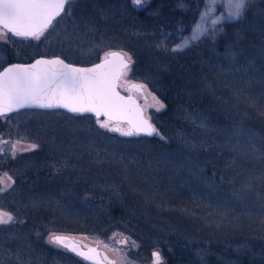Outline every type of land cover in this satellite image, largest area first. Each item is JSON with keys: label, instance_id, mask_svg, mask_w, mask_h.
I'll use <instances>...</instances> for the list:
<instances>
[{"label": "trees", "instance_id": "1", "mask_svg": "<svg viewBox=\"0 0 264 264\" xmlns=\"http://www.w3.org/2000/svg\"><path fill=\"white\" fill-rule=\"evenodd\" d=\"M79 12L95 22L92 42H107L102 51L124 48L133 55L132 77L147 83L166 104L151 112L165 138L128 135L119 137L117 144L106 138L104 143L114 157L108 159L106 150L96 157L94 150L88 149L75 169L49 164V151L33 150L30 168L22 166L15 173L23 194L13 190L4 199L17 220L0 227V264H93L45 240L50 225L66 222L59 229L80 232L77 224L83 223L79 215L74 225L68 217L76 215L75 207L98 216L92 218L97 231H102L101 227L107 232L126 231L139 242L137 255L152 256L156 243L143 225L159 226L164 220L157 216L158 210L148 198L153 192L147 186L156 187L180 166L200 169L213 199L235 202L231 210L240 221L234 228L223 229L221 224L213 230L219 238L207 236L209 247H204V257H199L200 243L188 242L180 235L193 237L195 230L206 235L199 230L204 224L178 210L163 209L160 213L178 229L186 223L195 229L192 234L179 229L182 234L170 237V243H158L164 264H264V0L254 2L239 20L225 22L214 40L204 38L180 51L172 49L197 19L192 5L179 0H148L135 7L132 0H84ZM66 53L61 50L56 55L74 62ZM17 61L13 56L8 62ZM63 112L74 119L93 115ZM239 131H253L263 158L242 159L236 139ZM121 153L126 158L136 155L132 162L145 170H136L134 163H116L115 155ZM241 160L244 168L236 175ZM248 170L252 175L257 170L260 181L254 183L248 176L254 184L237 191L234 186L242 185ZM232 188L235 195L229 190ZM82 196L91 206L82 205ZM246 212L250 213V228H245L242 220ZM216 254L221 255L219 259Z\"/></svg>", "mask_w": 264, "mask_h": 264}, {"label": "rangeland", "instance_id": "2", "mask_svg": "<svg viewBox=\"0 0 264 264\" xmlns=\"http://www.w3.org/2000/svg\"><path fill=\"white\" fill-rule=\"evenodd\" d=\"M257 1L258 0H247V7L245 11ZM83 2L84 0H73V4L71 5L70 9L69 7L66 8L62 16L54 22L53 27L50 28L40 40L14 37L10 33L8 34L7 40H0V69L5 66L13 56L18 61H25L40 55L53 56L63 50L65 53L67 52L66 56L71 58L72 61H77L79 64L83 65L96 62L97 60L103 58L106 53L115 49H120L131 56L132 62L129 66V69L126 70V72H124L122 75L119 88H121L127 94L129 93L130 88L128 86L130 84H137L141 82L146 86L144 87V92L140 93L134 90L133 91L134 94L140 98L146 113L152 117L151 112L153 110L158 111V109H164L166 107L165 102L150 89L148 84L132 77L131 73L134 58L128 50L124 48H109L102 51L101 48H103L107 42H92V39H95L94 34H96V28L94 27L95 22L79 12L80 4H83ZM147 2L148 0H145L143 5H145ZM179 2L184 5H192V7L196 9L197 19L192 22L191 27L186 33L181 34L182 36L189 37L192 32L193 24L200 18L201 13L205 10V0H179ZM223 2L224 0H217L218 7L211 14V18L214 19L216 16L221 15V13H224L225 16L227 15L226 9L222 6H219L222 5ZM227 21L234 20L224 19L221 23L215 26L218 29L216 31L212 30L213 26L210 23H206L205 27L208 29V34L202 36L199 40L194 41L191 44L198 43V41L200 42L204 38H210L214 40L215 37H217L218 34L222 32L223 25ZM103 35L104 34H101V36ZM226 70H230V68H227ZM230 73L231 72H229V74ZM230 75L234 76L233 72ZM231 76H229L230 79ZM153 97H155V100ZM156 101H159L164 105V107L159 108V105L156 103ZM101 121H107L109 123V128H102L99 123ZM116 127H119L123 130H127L129 128L126 123H120L118 121L113 122L108 119L106 120V118H99L94 115H88L81 119H74L73 117L67 115L66 112H63L62 109H57V112H33L21 110L11 113V115L8 114L7 117H0V158L1 160L13 158V156L26 151H21V149L30 150V145L35 144L37 147L32 149V151H49L51 155L49 157L51 158V161H47L49 164H57L56 167L62 164L65 166L67 165L68 168L71 167L72 169H75L76 165H80V162H78V160H80V155L83 156L84 154H87L88 149H91L92 151L94 150L93 152L96 153L94 156L96 157L101 155L102 152H104L103 150H106L105 154L108 159L114 157V154H112V156L109 154L111 151L107 150L108 148L107 145H105L104 140L109 138V140H114L115 143H118L119 137L128 136L123 135L119 131L111 130L112 128ZM156 135L165 138L164 135L160 133L159 129ZM236 139L239 140L238 144L240 145L239 148L242 152L240 153L242 159H244L243 156H249V160L255 159L257 161L258 159L263 158L261 154L262 151L259 152V149H256L257 145L253 131H239ZM13 146H15V149ZM121 155H123V157ZM121 155H115V158L117 159L116 163L120 162V164L124 165L134 163L132 161H134L136 155L127 158L126 155L124 156L122 153ZM96 157H93L92 159ZM102 159L104 158L102 157L99 160ZM99 160L98 163H102V161ZM243 161L244 160H241V163L238 161L239 164L236 166V175L242 172L241 168H244ZM133 165L135 166L136 170L138 169L142 171L144 169H142L141 164L136 165L134 163ZM5 169L6 168L2 167L0 169V178L3 179V182L0 183V187H4L5 190H7V185L12 186L14 180L12 172H6ZM200 171V169L180 166V168L178 167V170L175 174L169 175L167 179L158 183L156 187H152L150 189L148 188L149 185L147 186V190H151L150 192H153V194L150 193L148 198L153 202L152 204L156 206L158 210L157 216H160V218L164 220L161 221V223H168L167 225L166 223H160L159 226H155V224H149L150 226L146 224L143 225L145 229H149L148 237H151L153 240L152 242L156 243L155 247H153L156 249L154 252L158 251L160 253V249L157 246L159 242H163L164 244L170 243V237L178 235V233L182 234L178 231L179 229L183 230V233L186 231V233L190 232L191 234L195 230H192V226L190 227L187 223L186 225H182V228L179 226L178 229L174 223L169 221L170 219L166 218L167 215L160 213L163 211V209L178 210V212H182L183 214H186L195 220L197 219L196 222H201V224H204L202 225V229L199 230L206 232V235L198 233L199 231L197 230H195L193 237L180 235L181 238L188 242L200 243L198 244L200 245V248L197 249L199 257H202V254L204 257V253L201 254V250L203 251L204 247H207L206 249L209 247L206 245L209 244L206 240L207 236L212 235L217 239L219 238L217 231L213 232V230H217L218 226L222 227V225L223 229H227V227L232 228L231 226L234 228L238 225L240 218L238 217V214H235L231 210L232 208L236 207V205H234L235 202H226L213 199L212 194L209 192L211 190H208L209 187L207 179H205V176ZM256 171L257 170H255L254 175H252L253 173H249L248 170L247 176H245L244 180L242 178L240 181L243 182L242 185H236L234 188H236L237 191L238 189L243 190L246 187H251L256 181H260L261 178H259V176L261 174ZM5 174H7V176H5ZM233 176L235 177V175ZM248 176L254 178L255 181L253 184L252 179L248 180ZM7 177H11V180H8ZM210 185L212 186V184ZM229 190L234 191L233 194L235 195V189L232 188ZM81 200L82 205H86L87 207L91 206V203L89 204V201L87 202L85 196H82ZM172 204H174V206ZM176 204L178 206H175ZM0 209L12 213L10 208L7 209V207L0 206ZM147 212H151V210ZM229 212L232 214L228 218V215H230ZM75 213V216L68 215V217L70 218L69 220L72 222V225H74L75 221L78 223L76 218L79 215L80 219H82L80 220V223H83L82 225L77 224V226L81 228L80 232L59 229L60 225L63 226L64 224H68L63 219V222L65 223L60 224L59 226L54 224L55 226L50 225L48 227L49 231L45 237L47 243L56 245L49 242V237L59 233H67L83 241V243L86 245H94L100 248L105 257L108 260L111 259L113 261V264H153V257L151 255L148 257H143L139 254H136L139 242L132 236V234L123 230H112L107 232L102 227V231H97L96 228H94V226H97V224H94V220L98 216H96L93 211H91V215H87V211L82 212L80 209H78V207H75ZM92 218H94V220ZM242 220H244L245 228L251 227L252 223L250 221L249 212L245 213ZM82 221H87V223L85 224V222ZM5 226L9 225H0V227ZM238 232L236 233L237 235L239 234ZM125 240L127 243L123 242ZM202 244L205 246H201ZM232 246L234 248V244ZM160 255L162 254L160 253ZM216 255V258L218 259L221 256L220 254ZM162 260H164L163 257ZM229 261L232 262V258Z\"/></svg>", "mask_w": 264, "mask_h": 264}, {"label": "snow or ice", "instance_id": "3", "mask_svg": "<svg viewBox=\"0 0 264 264\" xmlns=\"http://www.w3.org/2000/svg\"><path fill=\"white\" fill-rule=\"evenodd\" d=\"M145 0H132L134 6H142ZM73 0H0V40H7L10 33L14 37L32 38L40 40L53 27L54 22L66 7H71ZM224 13L211 18V14L218 7L217 0H205V10L193 24L189 37L181 36L180 42L172 51H180L192 42L208 34L206 23L215 26L224 19H240L247 7V0H224ZM70 14V11H69ZM111 57L112 59H109ZM114 62H118V70H114ZM131 63V56L127 53H106L104 60L92 68H77L66 64L59 57L45 60L38 59L31 65H11L0 72V117H7L9 113L25 107L67 108L73 113H95L97 117L103 113L111 120L119 118L132 111L129 101L116 91V81L120 72H126ZM138 87H146L139 85ZM155 100V97H153ZM159 108L164 105L156 101ZM159 110V109H158ZM130 127L123 130L112 128L123 135L146 133L152 135L157 132L150 120L136 113L134 119L128 121ZM102 128H109L107 121L99 122ZM15 149V146H13ZM37 145H30L35 149ZM27 149H21L24 151ZM7 176V174H5ZM11 180V177H7ZM3 179L0 178V183ZM11 185H7L10 187ZM0 187V192L4 191ZM16 221L15 216L0 209V225H9ZM49 242L75 252L84 259H93V249L88 253L79 250V246L70 238L51 235ZM127 243V241H123ZM153 264H163L158 251L152 253Z\"/></svg>", "mask_w": 264, "mask_h": 264}, {"label": "water", "instance_id": "4", "mask_svg": "<svg viewBox=\"0 0 264 264\" xmlns=\"http://www.w3.org/2000/svg\"><path fill=\"white\" fill-rule=\"evenodd\" d=\"M108 53H126V52H124L123 50H120V49H115V50H112V51H110ZM57 57H59L60 59H62L66 64H71V65H73L74 67H77V68H85V69H87V68H92L96 64H100L104 60V57L105 56H103V58L99 59L96 62H93V63H90V64H83L82 65V64H79V63L71 62V61L65 59L61 55H53V56L40 55V56H37V57L33 58L32 60H29V61H26V62H21V61L11 62V63L8 62V64H6L5 66H3L0 69V72H2L5 68H7V67H9L11 65H31V64L35 63V61L38 60V59L50 60V59H54V58H57ZM109 59H112V58L109 57ZM130 65H131V63H130ZM113 68H114V70H118V62H114ZM123 74H124V72H120L119 79L116 81V84H117L116 91L120 94V96L124 97L126 101H128L129 98H130L129 107L132 109V111L129 112V113H127V114H125V115L120 116L119 118L113 117L110 121H113V122H117L118 121L120 123H126L130 127V124H129L128 121L131 120V119H134L135 116H136V113L139 112L140 115H142L145 118L149 119L150 122H151V124L157 130V132H155V133H153L152 135H149V136L156 135L158 133V127L156 126V124L154 123V121L152 120V118L146 113V110H145V108H144V106H143L140 98H138V96L136 94L132 93V92L126 94V92H124L121 88H119L120 87L119 86V83H120V80H121V77H122ZM139 85H143V83H141V82H139L137 84L136 83H133V84L130 85V88H132V89H134V90H136V91H138L140 93H143L144 92V87L143 88L138 87ZM25 108H36V109H47V110L63 109V110H66L67 112H71L67 108H62V107H57V108H40V107L33 106V107H25ZM21 109H24V108H21ZM71 113H73V112H71ZM76 114H93L94 116H96L95 113H92V112L76 113ZM100 117H103V118H106V120L107 119L109 120V118L107 116H105L103 113H101V115L99 116V118ZM139 135H148V134H146V133H140ZM55 235L70 238V241L71 242H74L76 245H78L79 246V250L84 251L85 253H88L89 252V249H93L94 250V253H92L93 259H88V260L84 259L82 256L77 255L75 252L70 251V252L76 254L77 256L81 257V259L83 258V260H86V261L91 262L93 264H113V261L111 259L108 260L105 257V255L102 253V250L100 248H98L97 246H94V245H92V246L91 245H86V244L83 243V241L77 239L76 237H74L71 234L59 233V234H55Z\"/></svg>", "mask_w": 264, "mask_h": 264}, {"label": "flooded vegetation", "instance_id": "5", "mask_svg": "<svg viewBox=\"0 0 264 264\" xmlns=\"http://www.w3.org/2000/svg\"><path fill=\"white\" fill-rule=\"evenodd\" d=\"M130 85L128 86L129 88H130ZM133 90L134 89L130 88L129 89V93L130 92L134 93V91H136V90H134V91ZM18 111L19 110L14 111V112H18ZM14 112H12V113H14ZM31 165H32V149L26 150L24 152H21L18 155L13 156V158H9V159L6 158V159H2V160L0 158V169L2 167V168H6L5 169L6 172H12V176H13V180H14L11 187H8L7 190H4V191L0 192V206L6 207L4 199L6 198V195L10 194L11 192H13V190H16V194L17 193L20 194V195L23 194L24 190L22 189V187L18 188L17 185H16V179L17 178H16L15 173L18 170L21 171V167L22 166L25 168V170H27V167L29 168V166H31ZM17 168H19V169L17 170ZM7 209H8V207H7ZM11 212L16 218V213H14L13 211H11ZM16 220H17V218H16Z\"/></svg>", "mask_w": 264, "mask_h": 264}]
</instances>
